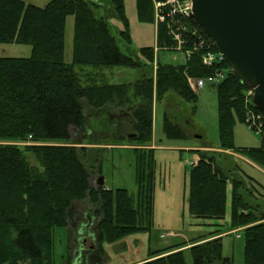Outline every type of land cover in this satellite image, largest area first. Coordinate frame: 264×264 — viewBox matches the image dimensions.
Returning <instances> with one entry per match:
<instances>
[{
	"label": "trees",
	"instance_id": "16d2710c",
	"mask_svg": "<svg viewBox=\"0 0 264 264\" xmlns=\"http://www.w3.org/2000/svg\"><path fill=\"white\" fill-rule=\"evenodd\" d=\"M109 1L127 27L123 0ZM136 4L139 19L154 23L153 0H136ZM98 6L97 0H49L44 6L0 0V43L31 47L29 56H0V264H52L54 229L68 223L75 227L76 202L87 200L96 205L94 213L98 216L97 255L83 251L82 260L102 256L103 241L113 243L133 232L151 229L153 102L173 92L194 103L197 94L187 76L208 77L227 69L226 76L214 84L219 111L218 148L241 153L264 168V144L257 148L234 146L235 120L245 121L246 106L259 110L247 96L250 86L233 74L225 61L205 66L201 50H197L186 57L184 64L158 62L155 77L143 73L134 83H108L104 70L142 67L154 61L155 48L173 50L174 41L165 26L158 24L156 47H143L144 60L137 61L118 45L106 19L95 14L93 7ZM70 14L74 15V39L73 60L68 63L64 61V28ZM189 20L199 28L193 18ZM121 35L130 41L126 30ZM192 41L189 37L183 50ZM88 110L99 116L107 113L111 125L121 124L116 132L104 129L111 136L109 142L91 137L97 129L88 133ZM110 113H118L114 121ZM164 123L167 136L184 135L167 115ZM72 126L85 141L72 139ZM115 138L127 142L117 143ZM102 144L132 145L136 156L135 194L125 188L91 186L95 170L98 176L100 172L88 161L94 162L91 158L98 156ZM28 154L37 165L30 163ZM199 154L190 168L188 211L215 228L190 240L187 250L193 264H231L230 257L222 254L221 243L228 181L232 186L230 230L241 228L243 264H264V211L256 212L258 204L245 199L244 189L254 198L256 195L246 188L240 171L242 179L232 175L235 168H226L219 161L221 152ZM187 242L150 251L149 258L139 264H185L183 247ZM69 259L67 256L66 264H71Z\"/></svg>",
	"mask_w": 264,
	"mask_h": 264
},
{
	"label": "rangeland",
	"instance_id": "374dc122",
	"mask_svg": "<svg viewBox=\"0 0 264 264\" xmlns=\"http://www.w3.org/2000/svg\"><path fill=\"white\" fill-rule=\"evenodd\" d=\"M26 4L44 6L49 0H23ZM98 7H93L98 16H103L111 27L113 35L116 37L118 45L129 51L137 61H143L141 49L146 46L156 47V25L144 22L139 19L136 0H123L124 13L127 20V27L124 22L114 13L109 0H97ZM126 30L130 41L128 42L121 31ZM73 39H74V15L66 17L64 28V61L70 63L73 60ZM128 47V50H125ZM30 45L18 43H0L1 57L29 56ZM186 60V54L179 50L156 49L154 61L139 68L113 66L104 70L107 73V82L112 84L133 83L140 77V71L149 75L151 65L157 62L170 63L174 65L182 64ZM197 99L194 103L187 102L177 94L169 92L153 106V146L155 159L154 178V208L151 229L147 231H136L124 238L108 243L103 241V254L106 260L103 264H124L137 255H145L149 251L160 250L166 246L188 241L208 234L215 227L201 224L202 220H196L188 211V190L191 165L199 158L196 150L201 147L218 148L219 139V111L216 90L214 83L205 82L202 87L196 90ZM252 109L246 106L245 111ZM254 110V109H252ZM111 119L117 118L118 113H110ZM125 114V113H124ZM90 110L86 112V121L90 124L88 133L93 128L98 131L91 136L101 143L109 142L110 135L104 130L106 127L116 132L121 127L119 122L111 125L109 115L102 113L94 117ZM167 115L172 123L180 128L184 135L181 137H169L165 133L164 117ZM124 128L121 131L125 134ZM103 131V132H102ZM73 140H84L78 129L70 127ZM116 135V134H115ZM117 136V135H116ZM117 143H125L124 140L115 138ZM233 143L237 148H257L263 145L261 134L256 133L245 121L235 120L233 125ZM88 145V144H87ZM128 144H102L98 156H94L89 162L93 168L99 169V176L103 177L106 188H125L131 194L136 192L135 165L136 156L132 145ZM89 146V145H88ZM236 153L231 150L208 149L203 151L206 154L221 152L217 158L228 168H235L238 164L241 175L246 182V188H250L256 195L245 194V199L251 204H258L257 213L264 211V172L257 167L232 155ZM227 152V153H225ZM245 159L250 160L245 155L238 153ZM95 155V154H94ZM30 163L37 165L35 158L28 154ZM97 158H99L97 161ZM252 161V160H251ZM253 162V161H252ZM231 163V164H230ZM254 163V162H253ZM256 164V163H255ZM257 165V164H256ZM259 166V165H257ZM260 167V166H259ZM262 168V167H261ZM264 169V168H263ZM239 171L235 177L242 179ZM96 170L91 177V186L98 184ZM226 213L223 219L222 230L227 231L231 226V194L232 186L230 181L227 184L226 193ZM78 210H89L94 215L92 227L96 224L98 216L94 213L96 205H91L87 200L74 203ZM94 229V228H93ZM241 228L235 229L234 233L227 232L221 238L222 254L231 259V264H243L244 240L241 237ZM178 235L169 234V232ZM162 236H161V235ZM239 235V236H237ZM54 248L52 264H66L67 256L69 262L76 264L75 243L69 239L66 227H56L54 229ZM95 240V237H94ZM95 244L89 240L88 247ZM185 247V246H184ZM185 252V264H193L192 257L188 250ZM73 256V257H72ZM82 261V259H81ZM80 264H84L83 261ZM94 264V263H91Z\"/></svg>",
	"mask_w": 264,
	"mask_h": 264
},
{
	"label": "water",
	"instance_id": "95a60500",
	"mask_svg": "<svg viewBox=\"0 0 264 264\" xmlns=\"http://www.w3.org/2000/svg\"><path fill=\"white\" fill-rule=\"evenodd\" d=\"M191 1V16L232 73L253 89L252 102L264 120V0ZM97 182L104 186L102 176Z\"/></svg>",
	"mask_w": 264,
	"mask_h": 264
},
{
	"label": "built area",
	"instance_id": "2783aa9c",
	"mask_svg": "<svg viewBox=\"0 0 264 264\" xmlns=\"http://www.w3.org/2000/svg\"><path fill=\"white\" fill-rule=\"evenodd\" d=\"M153 8L154 24L156 28L160 23L165 26L168 35L174 41V45L172 46L173 50L183 51L186 57L192 51L201 50L202 63L208 67L225 61L223 55L215 47L214 42L205 34L202 28L190 24L189 19L193 18L191 16V0H153ZM189 37L193 40L191 46L183 50V46L187 41L189 42ZM226 72L227 69L222 68L208 77L187 76V81L190 87L196 92L197 88L202 87L205 82L214 84L219 82L226 76ZM252 94L253 89L250 88L247 91V96H250L252 99ZM245 122L256 133L261 134L264 144V120L261 113L247 109L245 111Z\"/></svg>",
	"mask_w": 264,
	"mask_h": 264
},
{
	"label": "crops",
	"instance_id": "0c3cea01",
	"mask_svg": "<svg viewBox=\"0 0 264 264\" xmlns=\"http://www.w3.org/2000/svg\"><path fill=\"white\" fill-rule=\"evenodd\" d=\"M157 63H154V64L151 65V69H150L149 75H152L153 77H155V71H156ZM184 63H185V61L182 64H184ZM137 68L140 69V67H137ZM142 75H143V72L140 71V77L138 79H136L135 81L141 79ZM105 76L107 78V73L106 72H105ZM156 102L157 101L154 98L153 106H154V104ZM98 116L99 115L94 116V117H98ZM125 146H128V145H125ZM150 147L154 148V146H153V133H152V142H151ZM208 149L215 150V149H218V148L204 147L203 146V147L198 148L196 150L198 152H203V151H207ZM227 152H229V151H227ZM227 152H225V153H227ZM229 153H231L232 155H234L236 157H239L240 159H243L244 161L249 163L251 166L257 167L258 169H260L261 171L264 172L263 168L257 166L251 160L245 159L243 156L239 155L238 153H232V152H229ZM224 165L226 166V164H224ZM226 168H228V167L226 166ZM229 169H233V167L229 168ZM239 170H240V168H239L238 164H236L235 169L231 171L232 175L233 174L235 175V173H237ZM196 220H198V219H196ZM73 221L75 222V227H72V225L70 223H68V225L66 226V229H67L68 234H69V239L74 240V243H75L74 246H76L75 247L76 251L74 253V254H76V256H74V258H73V259H75L77 257L76 258V264H80L82 261H83L84 264H91V263L103 264L105 262V260H106V257H105L104 254L102 256H98V258H96V259H93V261L89 260L86 257L84 258V260L81 261L83 251H88L87 254L92 252V253L97 255L95 244H91V247H88L86 245V243L89 242V240L92 241V242H95L94 237L96 238L95 225H94V227H92L93 222H94V215L92 214V211H89V210H81L80 211L77 208H75L74 209V219H73ZM201 224H203V223L201 222ZM235 229H237V228H235ZM235 229L224 231L221 235H224L227 232L234 233ZM169 234L178 235V233H172L171 231L169 232ZM187 247L188 246L183 247L184 250H187ZM148 258H149V253H146L145 255H137V256L133 257L130 261H127L124 264H139V263L145 261ZM95 260H97V262H95ZM90 261H91V263H90ZM19 264H26V263H19Z\"/></svg>",
	"mask_w": 264,
	"mask_h": 264
}]
</instances>
